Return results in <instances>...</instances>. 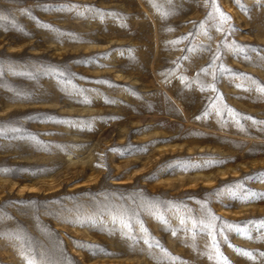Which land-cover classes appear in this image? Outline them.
I'll list each match as a JSON object with an SVG mask.
<instances>
[{"label": "rangeland", "instance_id": "1", "mask_svg": "<svg viewBox=\"0 0 264 264\" xmlns=\"http://www.w3.org/2000/svg\"><path fill=\"white\" fill-rule=\"evenodd\" d=\"M262 89L264 0H0V264H264Z\"/></svg>", "mask_w": 264, "mask_h": 264}, {"label": "snow or ice", "instance_id": "2", "mask_svg": "<svg viewBox=\"0 0 264 264\" xmlns=\"http://www.w3.org/2000/svg\"><path fill=\"white\" fill-rule=\"evenodd\" d=\"M217 11H219V9H217ZM221 18H222V20H225V21L228 19V17H226L223 13H221ZM262 91H264V89H262ZM261 196H262V198H264V194H261ZM209 227L213 228L214 224H210ZM209 234L211 235V232ZM245 255H250V254L245 253ZM262 255H264V254H262ZM225 264H226V261H225Z\"/></svg>", "mask_w": 264, "mask_h": 264}]
</instances>
